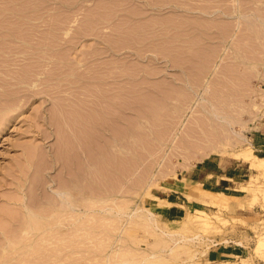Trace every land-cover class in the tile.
I'll return each instance as SVG.
<instances>
[{"label":"rangeland","instance_id":"1","mask_svg":"<svg viewBox=\"0 0 264 264\" xmlns=\"http://www.w3.org/2000/svg\"><path fill=\"white\" fill-rule=\"evenodd\" d=\"M261 157L264 0H0V264H264Z\"/></svg>","mask_w":264,"mask_h":264},{"label":"crops","instance_id":"2","mask_svg":"<svg viewBox=\"0 0 264 264\" xmlns=\"http://www.w3.org/2000/svg\"><path fill=\"white\" fill-rule=\"evenodd\" d=\"M223 170H224V168L221 166V164L219 162H217L215 167H211L208 170L199 169V174H201V175L203 174V176L199 177L202 179H200L196 182H201V181L206 180L209 173L215 174V177L222 178L223 175L220 172H222ZM225 172H226L225 174L227 176L231 175V174H228L229 173L228 169H225ZM235 184L239 185L240 183L235 182L233 185H235ZM213 186H214V188L217 187V185L215 183H213ZM242 247L243 246H241V245H235V244L234 245L229 244V246L227 244V245H224L222 247L217 246V248H213L211 250V256L210 257H211V259H213V261L215 260L216 262H221V263L224 262L225 263V262L231 261L232 258L236 257V254H237V256L240 255L241 252L243 251Z\"/></svg>","mask_w":264,"mask_h":264},{"label":"bare ground","instance_id":"3","mask_svg":"<svg viewBox=\"0 0 264 264\" xmlns=\"http://www.w3.org/2000/svg\"><path fill=\"white\" fill-rule=\"evenodd\" d=\"M223 118V120H224V117H222ZM230 124H231V122H230ZM243 154V158H241V159H244L245 161H247V162H249V160L248 159H250V157L253 155L254 156V154L251 152H245V154L244 153H242ZM239 155L240 154H238L237 156V158L239 159L240 157H239ZM256 157H257V155H255ZM258 158V157H257ZM261 159L262 160H264V157H261ZM250 163V162H249ZM253 164H255V162H252V165ZM252 167H255L254 165L252 166ZM211 174V173H210ZM209 174V175H210ZM196 187H195V189L197 188V189H200L202 192H205V191H203V187H208L209 186V184H208V182L205 180V181H201V182H197L196 183V185H195ZM234 188V187H233ZM206 192H208V193H210V191L209 190H206ZM211 193H213V192H211ZM212 195V194H211ZM215 195H217V194H215ZM213 196V195H212ZM217 196H219V195H217ZM96 201V200H95ZM65 205V204H64ZM197 210V209H196ZM61 212V211H60ZM198 212H200L199 210H198ZM59 214H62V213H59ZM59 214H58V218H59ZM61 217H62V215H61ZM60 217V218H61ZM56 218V217H55ZM52 219V218H51ZM62 219V218H61ZM49 220V219H48ZM55 220V219H54ZM59 220V219H58ZM62 220H65V219H62ZM61 220V221H62ZM31 223V222H30ZM59 223V222H58ZM63 223V222H62ZM46 226H47V223L45 222L44 223ZM64 224H65V221H64ZM62 225V224H61ZM43 227V226H42ZM41 227V228H42ZM45 228V227H44ZM29 229V228H28ZM27 229V231H25V232H27V234L28 233H30L31 231V229H29L28 230ZM61 229H62V226H61ZM41 230V229H40ZM40 230H36V232H39ZM45 230H46V228H45ZM42 231H44V229L42 230ZM35 232V233H36ZM24 234H26V233H24ZM32 234H34V232L32 233ZM32 234H31V236H32ZM61 234V233H60ZM45 235H47L46 237L45 236H43V237H45L44 239H45V241L48 243L49 241L51 242V236L49 235L48 236V233H46ZM30 236V235H29ZM34 236V235H33ZM61 236H63L62 234H61ZM65 236V235H64ZM188 236V235H187ZM42 237V238H43ZM58 237V236H57ZM62 238V237H61ZM184 238V237H183ZM182 238V239H183ZM199 238V237H198ZM198 238H195V240L196 239H198ZM31 240V239H30ZM30 240H28V241H30ZM195 240H194V238L193 237H191V238H189V237H187V240H183L184 241V244H187V243H193V242H195ZM27 241V242H28ZM264 241V240H263ZM53 242V241H52ZM54 242H57L56 240L54 241ZM59 242V241H58ZM260 242H262V240H260ZM259 242V243H260ZM43 243V242H42ZM63 243V242H62ZM66 243H67V241H66ZM203 243V242H202ZM45 244V243H44ZM60 244V243H59ZM195 244V243H194ZM56 245V244H55ZM62 245V244H61ZM64 245H65V243H64ZM63 245V246H64ZM191 245V244H190ZM197 245V244H196ZM260 245H262L263 246V242L262 243H260ZM259 245V246H260ZM49 246V245H48ZM180 246H182V245H179L178 247H180ZM16 247V246H15ZM44 247V246H43ZM57 247V246H56ZM183 247V246H182ZM54 248V247H53ZM208 249V248H207ZM44 250V249H43ZM47 250H49V249H47ZM15 251V250H14ZM33 251V250H32ZM198 251V250H197ZM5 252H7V251H5ZM40 252V251H39ZM44 252H45V250H44ZM9 253H10V251H9ZM47 253V252H46ZM202 253V252H201ZM204 253V252H203ZM15 254V253H14ZM27 254V253H26ZM35 254V253H34ZM39 254H41V253H39ZM180 253H178V249L177 248H175V257H177L178 255H179ZM10 255V254H9ZM12 255V254H11ZM10 255V256H11ZM195 255V254H194ZM194 255H193V257H194ZM154 256V255H153ZM165 256V255H164ZM30 257H31V255H30ZM190 257H192V256H190ZM190 257H188L189 259H191ZM178 258V257H177ZM16 259V258H15ZM29 260V259H28ZM165 260H166V257H163V256H158V257H156L155 256V259H152V260H148L147 261V263L149 264H167V262H165ZM185 260V259H184ZM192 264V263H191Z\"/></svg>","mask_w":264,"mask_h":264}]
</instances>
